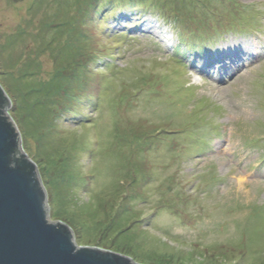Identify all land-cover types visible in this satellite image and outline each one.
<instances>
[{"label": "rangeland", "instance_id": "374dc122", "mask_svg": "<svg viewBox=\"0 0 264 264\" xmlns=\"http://www.w3.org/2000/svg\"><path fill=\"white\" fill-rule=\"evenodd\" d=\"M126 1L0 0V84L50 221L136 264H264V0H241L247 36L203 11V55Z\"/></svg>", "mask_w": 264, "mask_h": 264}, {"label": "water", "instance_id": "95a60500", "mask_svg": "<svg viewBox=\"0 0 264 264\" xmlns=\"http://www.w3.org/2000/svg\"><path fill=\"white\" fill-rule=\"evenodd\" d=\"M11 104L0 84V264H136L120 253L78 246L67 225L50 221L36 164L8 114Z\"/></svg>", "mask_w": 264, "mask_h": 264}, {"label": "trees", "instance_id": "16d2710c", "mask_svg": "<svg viewBox=\"0 0 264 264\" xmlns=\"http://www.w3.org/2000/svg\"><path fill=\"white\" fill-rule=\"evenodd\" d=\"M154 1V2H153ZM148 10H156L160 12V16L169 17L168 21L172 23L181 43L186 44L191 51L199 54L206 52V46L203 44L208 39L205 32H209V25L203 18V11L209 9L211 11V19L218 16V12L227 10L229 14L225 17V26L228 34H242L247 36V31L240 22H236L233 17H241L238 9L244 10L246 13L253 4H246L241 0H139ZM132 5V2L126 1V6ZM125 6V7H126ZM231 15V16H230ZM206 28V29H205ZM205 31V32H204ZM217 37V36H216ZM224 37V36H223ZM221 36V38H223ZM218 42V37L214 39V43ZM211 45V44H210ZM24 79V77L22 76Z\"/></svg>", "mask_w": 264, "mask_h": 264}, {"label": "flooded vegetation", "instance_id": "af4514ba", "mask_svg": "<svg viewBox=\"0 0 264 264\" xmlns=\"http://www.w3.org/2000/svg\"><path fill=\"white\" fill-rule=\"evenodd\" d=\"M10 3H13V4H18L19 2H14L13 0H8ZM22 1H24V0H22ZM0 39L2 38V33H0ZM8 44V43H7ZM8 46H11V49H12V45H11V43H9L8 44ZM10 48V47H9ZM4 49V48H3Z\"/></svg>", "mask_w": 264, "mask_h": 264}, {"label": "bare ground", "instance_id": "6f19581e", "mask_svg": "<svg viewBox=\"0 0 264 264\" xmlns=\"http://www.w3.org/2000/svg\"><path fill=\"white\" fill-rule=\"evenodd\" d=\"M184 74H186V69L183 71Z\"/></svg>", "mask_w": 264, "mask_h": 264}, {"label": "snow or ice", "instance_id": "6c2138e0", "mask_svg": "<svg viewBox=\"0 0 264 264\" xmlns=\"http://www.w3.org/2000/svg\"><path fill=\"white\" fill-rule=\"evenodd\" d=\"M121 2V0H117V3H120Z\"/></svg>", "mask_w": 264, "mask_h": 264}]
</instances>
